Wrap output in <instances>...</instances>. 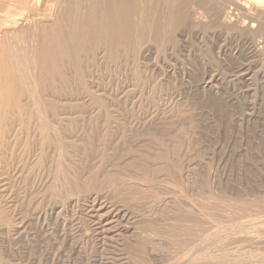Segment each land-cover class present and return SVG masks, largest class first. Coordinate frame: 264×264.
Segmentation results:
<instances>
[{"label": "rangeland", "instance_id": "374dc122", "mask_svg": "<svg viewBox=\"0 0 264 264\" xmlns=\"http://www.w3.org/2000/svg\"><path fill=\"white\" fill-rule=\"evenodd\" d=\"M33 1L0 0V20L32 22L0 42L24 61L57 34L66 52L38 89L15 66L0 264H264V21L226 25L231 0Z\"/></svg>", "mask_w": 264, "mask_h": 264}, {"label": "bare ground", "instance_id": "6f19581e", "mask_svg": "<svg viewBox=\"0 0 264 264\" xmlns=\"http://www.w3.org/2000/svg\"><path fill=\"white\" fill-rule=\"evenodd\" d=\"M94 1V0H93ZM104 1V0H103ZM130 1V0H129ZM136 1H138V0H136ZM143 0H141V2H142ZM144 1H146V0H144ZM148 1V0H147ZM150 2L151 1H153V0H149ZM166 1V0H165ZM171 1V0H170ZM173 1H175V0H173ZM202 1V0H201ZM206 1V0H205ZM77 2V1H76ZM98 2V1H97ZM102 2V1H101ZM108 1L106 0V3H107ZM112 2V1H111ZM115 2V1H114ZM131 2H133V1H131ZM162 2V1H161ZM164 2V1H163ZM167 2H168V0H167ZM31 3H34V4H38V6H39V10H37V9H35L36 10V12H34L35 14L37 13V11H39V12H41V7H42V5H43V3H45L44 5H46V7H48L49 8V11L50 12H52L53 10L55 11L57 8H60V6H58V5H60V3L57 1L56 2V0H48V1H46L45 2V0H34L33 2H31ZM94 3H96V2H94ZM109 3V2H108ZM119 3H120V7H119V9L121 8L122 9V11L124 10L123 8H125V7H127V2L125 1V0H121V1H119ZM136 4V2L134 1L132 4ZM143 3V2H142ZM97 4V3H96ZM103 4H104V2H103ZM102 4V6H104ZM113 4V3H112ZM115 4V3H114ZM131 4V5H132ZM138 4H139V1H138ZM168 4V3H167ZM166 4V5H167ZM194 4V3H193ZM212 4V3H211ZM210 4V5H211ZM229 4H231V5H234L237 9H238V11H239V13H233L232 11L231 12H227V11H222V15H223V19H224V21L223 22H225V24L226 25H228V26H230V27H233L234 28V30L235 29H238V30H245L246 32L248 31L249 33H252L253 35L254 34H256V32H257V34H259L258 33V31L260 30L261 31V29H260V27L262 26V23H263V21H264V0H231L230 2H229ZM107 5V4H106ZM106 5H105V8H106ZM175 5V4H174ZM197 5V4H196ZM213 5V4H212ZM217 5V4H216ZM28 6H30V5H28ZM95 6V5H94ZM108 7H109V5H107ZM116 6V5H115ZM137 6V5H136ZM146 6V7H145ZM145 6L143 5V7H145V10L143 9V7L141 8V6H140V8H141V10H144V12L145 11H147L146 10V8L148 9V7H147V4H145ZM163 6V5H162ZM92 7V6H91ZM101 7V6H100ZM108 7H107V9H108ZM110 7H111V5H110ZM130 7V6H129ZM210 7V6H209ZM212 7V6H211ZM215 8H216V6H214ZM9 8V7H8ZM98 8V7H97ZM128 8V7H127ZM149 8H150V6H149ZM207 8V7H206ZM214 8V9H215ZM230 8V7H229ZM46 9V8H45ZM111 9H113V7L111 8ZM197 9H199V8H197ZM231 9V8H230ZM14 10V9H13ZM58 10V9H57ZM56 10V11H57ZM128 10V9H127ZM136 10H137V8H136ZM135 10V12H137L138 10H140L139 8H138V10L136 11ZM140 10V12H143V11H141ZM151 10V9H150ZM155 9H153L152 10V12L154 11ZM163 10V9H162ZM167 10V9H166ZM191 10V9H190ZM210 10H212V9H210ZM236 10V9H235ZM46 11V10H45ZM103 11V10H102ZM171 11V10H170ZM189 11V10H188ZM197 11V10H196ZM208 11V10H207ZM8 12V11H7ZM11 13H7L8 14V16L7 17H5L4 19H2L1 18V20H0V33L2 34V35H4V36H8V35H12V34H16V33H18V32H26L27 30H30V26H31V17L29 18V17H27V15H25V12L23 13H20V11L19 12H17V10H16V12H12V10L10 11ZM42 12H44L43 10H42ZM115 12V11H114ZM125 12H126V8H125ZM134 12V11H133ZM140 12H139V15H140ZM149 11H147V13H148ZM164 12V11H163ZM237 12V11H236ZM6 13V12H5ZM27 13V12H26ZM54 13V12H53ZM56 13V12H55ZM128 13V12H127ZM146 13V14H147ZM150 13V12H149ZM192 13V12H191ZM197 13V12H196ZM202 14L203 12L201 11V12H199L198 11V14ZM210 13V12H209ZM219 13V12H218ZM221 13V12H220ZM4 14V13H3ZM145 14V15H146ZM152 14V13H151ZM214 14V13H213ZM36 15H38V13L36 14ZM45 15H46V13L44 14V16L43 17H45ZM92 15V14H91ZM113 15H114V13H113ZM138 15V16H139ZM203 15V14H202ZM201 15V16H202ZM47 16V15H46ZM53 17L55 16V15H52ZM51 16V17H52ZM57 16V15H56ZM129 16V15H128ZM137 16V15H136ZM136 16H134V18L136 17ZM141 16V15H140ZM34 17V16H33ZM142 17H144V13H143V16ZM207 17V16H206ZM219 17V16H218ZM46 18V17H45ZM153 18V17H152ZM198 18H200V17H197V19ZM203 18V17H202ZM48 19V18H47ZM56 19V18H55ZM113 19V18H112ZM138 19V18H137ZM141 19V17L138 19V20H140ZM154 19V18H153ZM164 19V18H163ZM197 19H195V21L197 20ZM207 19V18H206ZM33 20V19H32ZM41 20V19H40ZM58 20H60V19H58ZM101 20V19H100ZM114 20V19H113ZM129 20H130V18H129ZM137 20V21H138ZM200 21H202V19H199ZM209 20V19H208ZM46 21H48V20H46ZM56 21V20H55ZM94 21V20H93ZM136 21V22H137ZM142 21V20H141ZM140 21V22H141ZM157 21V20H156ZM166 21V20H165ZM44 22V21H43ZM132 22V21H131ZM145 22H147V21H145ZM150 22H151V20H150ZM153 22V21H152ZM158 22V21H157ZM157 22H155L156 24H157ZM160 22V21H159ZM111 22H109V24H110ZM139 23V22H138ZM211 23V22H210ZM47 24H48V22H47ZM51 24V23H50ZM52 24H53V22H52ZM102 24V23H101ZM139 24H142V22L141 23H139ZM151 24V23H150ZM220 24V23H219ZM106 25V24H105ZM152 25H154V24H152ZM54 27V26H53ZM91 27V26H90ZM139 27H142V26H139ZM150 27V26H149ZM220 27H221V25H220ZM55 28V27H54ZM143 28V27H142ZM151 28V27H150ZM149 28V29H150ZM222 28V27H221ZM229 28V27H228ZM81 29V28H80ZM88 29V28H87ZM93 29V28H92ZM144 29V28H143ZM152 29V28H151ZM230 29V28H229ZM109 30H111L110 28H109ZM227 30V29H226ZM262 30H263V28H262ZM50 31V30H49ZM83 31H85V30H83ZM103 31V30H102ZM149 30H147V32H148ZM264 31V30H263ZM108 32V31H107ZM115 32V31H114ZM113 32V33H114ZM144 32H145V30H144ZM232 32H233V29H232ZM238 32V31H237ZM79 33V32H78ZM135 33V32H134ZM227 33V32H226ZM0 34V35H1ZM114 34H116V32L114 33ZM136 34V33H135ZM152 34V33H151ZM244 34V33H243ZM261 34V33H260ZM264 34V33H263ZM51 35H52V33H51ZM50 35V36H51ZM57 35V34H56ZM56 35H54V37H51V39H50V41L48 42V43H46V44H44L43 45V48H42V50L39 52V53H35V57L32 59L31 58V56H32V53H29V55H27L25 58H24V61H22L21 60V56H15V57H13L12 56V54H13V52H12V54H11V52L9 51L10 49H7L6 47H5V45H4V42L2 43V42H0V137L2 138V139H5V138H8V136L11 134V131H12V127H13V125L15 124V120L16 119H14V118H12V117H10V114L8 113V112H6V109L8 108L9 109V101H10V99H9V97L11 96V97H13L15 100L14 101H16L18 104H19V102H21L20 100H21V97H20V95H21V92L19 91V85H20V82H19V76L17 75V72H16V69H15V66L17 65V64H21V63H25V62H33L34 63V65H33V67H31L32 68V76H33V80L35 81V89H38L39 88V86L42 84V82H43V79L44 78H46V77H52L53 75H55V73L56 74H58L57 73V70H58V68H57V66H53V65H55V64H52V63H55V61L56 60H58V58L60 57V55L62 54V52H63V54H64V52H66L65 51V46L61 43V38L60 37H58V36H56ZM86 35V34H85ZM84 35V36H85ZM109 35V34H108ZM49 36V37H50ZM59 36H61V35H59ZM83 36V35H82ZM87 36V35H86ZM110 37V36H109ZM245 37V36H244ZM250 37V36H249ZM258 37H260L259 35H258ZM8 38V37H7ZM73 38V37H72ZM81 38V37H80ZM112 38V37H111ZM136 39H137V37H135ZM156 38V37H155ZM227 38V37H226ZM251 38H253V37H251ZM9 39H11V37H9ZM45 39V38H44ZM257 38H255V40H256ZM254 40V39H253ZM47 41V40H46ZM45 41V42H46ZM78 41V40H77ZM84 41V40H83ZM93 41V40H92ZM137 41V40H136ZM8 42V41H7ZM9 42H10V40H9ZM14 42V41H13ZM15 43V42H14ZM140 43V42H139ZM40 44V43H39ZM65 44V43H64ZM14 45H16V44H14ZM25 45V44H24ZM82 45V44H81ZM59 47H60V49H59ZM63 47H64V49H63ZM11 48V47H10ZM12 48H14V47H12ZM18 48V47H17ZM37 48V47H36ZM35 48V49H36ZM62 48V49H61ZM82 48H83V46H82ZM67 49V48H66ZM221 49V48H220ZM13 50V49H12ZM15 50V49H14ZM18 50V49H17ZM30 50V49H29ZM35 51V50H34ZM16 52V51H15ZM36 52V51H35ZM264 52V51H263ZM22 53V52H21ZM84 53V52H83ZM19 55V53H15V55ZM25 54V53H24ZM23 53H22V55H24ZM66 55V54H65ZM69 55V54H68ZM71 55V54H70ZM81 56V55H80ZM66 58V57H65ZM69 58V57H68ZM77 58V57H76ZM262 58V57H261ZM63 59V58H62ZM80 61V60H79ZM257 62V61H256ZM38 63H40V64H38ZM262 63V62H261ZM25 65V64H24ZM25 68V67H24ZM62 68V67H61ZM68 68V67H67ZM20 69V68H19ZM18 69V70H19ZM28 69V68H27ZM30 71H31V69H30ZM29 71V72H30ZM65 72V71H64ZM264 72V71H263ZM27 74V73H26ZM31 74V73H30ZM22 75V74H21ZM57 76H59V75H57ZM28 77V76H27ZM26 77V79H28ZM64 77V76H63ZM54 78V77H53ZM57 78H60V76L59 77H57ZM24 80V79H23ZM29 80V79H28ZM27 80V81H28ZM54 80V79H53ZM59 79H57L56 81H53V83L54 82H57ZM61 80H63L64 81V78L63 79H61ZM67 80V79H66ZM52 81V80H51ZM63 81H61L62 83H63ZM58 82H60V80L58 81ZM28 83H30V81L28 82ZM51 83V82H50ZM34 84V83H33ZM47 84V83H46ZM47 85H49V84H47ZM54 86H57V85H55V84H53ZM31 86V85H30ZM46 86V85H45ZM51 86V85H50ZM50 86H49V88H50ZM46 87H48V86H46ZM58 87V86H57ZM27 88V87H26ZM44 89V88H43ZM33 90V89H32ZM52 90V89H51ZM44 91H46V90H44ZM47 91H48V88H47ZM58 92V91H57ZM29 93V92H28ZM27 93V94H28ZM37 93V92H36ZM51 93V92H50ZM26 94V95H27ZM46 94V93H45ZM33 95V94H32ZM30 96V95H29ZM26 97V96H25ZM24 97V98H25ZM28 98V97H27ZM47 98H48V96H47ZM49 98H50V96H49ZM55 99H56V97H55ZM38 100V99H37ZM54 100V99H53ZM13 101V102H14ZM26 101L27 100H25V104H26ZM31 101V100H30ZM58 101V100H57ZM12 103V102H11ZM29 103V102H28ZM43 103V102H42ZM49 103H51L50 101H49ZM27 105V104H26ZM11 106H13V105H11ZM33 107V106H32ZM45 107V106H44ZM11 108V107H10ZM53 108V107H52ZM21 110H22V108H20ZM11 110V109H10ZM15 110V109H14ZM27 110V109H26ZM18 111H20V110H18ZM39 111V110H38ZM13 112V111H12ZM9 115H8V114ZM52 113V112H51ZM17 114V113H16ZM28 115H29V112L27 113ZM44 114V113H43ZM48 114H50L49 112H48ZM59 114V113H58ZM12 115H14L15 116V114H13L12 113ZM24 115H26V114H24ZM51 116H53L52 114H50ZM21 116V115H20ZM43 116V115H42ZM47 116V115H46ZM50 116V117H51ZM18 117V116H17ZM25 117V116H24ZM49 117V116H48ZM16 118V117H15ZM52 118V117H51ZM50 118V119H51ZM53 118H55V117H53ZM66 118V117H65ZM45 119V118H44ZM46 120V119H45ZM52 120H54V119H51V121ZM17 121V120H16ZM50 121V122H51ZM55 121V120H54ZM57 121V120H56ZM59 121V120H58ZM55 122L57 125H59V122ZM36 122H37V120H36ZM67 122V121H66ZM24 123H26V122H24ZM33 123H34V121H33ZM16 124H18V121H17V123ZM20 125V124H19ZM36 125V124H35ZM54 125V124H53ZM69 125V124H68ZM18 126V125H17ZM16 126V127H17ZM21 126V125H20ZM41 126H43V125H41ZM56 126V125H55ZM62 126H63V124H62ZM19 127V126H18ZM25 127V126H24ZM64 128L66 127V126H63ZM71 127V126H70ZM23 128V127H22ZM21 128V129H22ZM48 128V127H47ZM51 128H53V127H51ZM55 128V127H54ZM59 128H61V127H59ZM16 129V128H15ZM32 129V128H31ZM42 129L44 130V128L42 127ZM70 129V128H69ZM24 130V129H23ZM35 130V129H34ZM42 130V131H43ZM46 130V129H45ZM44 130V131H45ZM51 130V129H50ZM53 130V129H52ZM57 130H58V128H57ZM57 130H56V132H57ZM60 130V129H59ZM14 131H16V130H14ZM22 131V130H21ZM26 131L28 132L29 130L28 129H26ZM61 131H63L62 129H61ZM65 131V130H64ZM68 131V130H67ZM39 132V131H38ZM52 132V131H51ZM69 132V131H68ZM15 133V132H14ZM40 133V132H39ZM63 133V132H62ZM20 134L21 133H19V136H20ZM38 134V133H37ZM25 136V135H24ZM32 136V135H31ZM40 136H41V134H40ZM53 136V135H52ZM33 137V136H32ZM39 137V136H38ZM47 137V136H46ZM54 137V136H53ZM9 138H10V136H9ZM12 138H13V135H12ZM11 138V139H12ZM22 138V137H21ZM26 138V137H25ZM19 139V138H18ZM24 139V138H23ZM61 139V138H60ZM67 140H69L68 138H66ZM41 140V139H40ZM53 140H55V139H53ZM7 141V140H6ZM10 141V140H9ZM15 141H16V139H15ZM19 141V140H18ZM25 141V140H24ZM24 141L22 142V144L24 145ZM43 141V140H42ZM50 141V140H49ZM56 141V140H55ZM52 144H53V142L52 141H50ZM57 142V141H56ZM8 143V142H7ZM11 143V142H10ZM17 143V142H16ZM55 143V142H54ZM66 142H64V144H65ZM12 145H14V143L12 142L11 143ZM20 144V146L19 147H22L21 146V143H19ZM69 144V143H68ZM2 144V142H1V145H0V147H2L3 148V146H5V145H3ZM7 145V144H6ZM48 145V144H47ZM66 145V144H65ZM10 146V145H9ZM45 146V145H44ZM13 147V146H12ZM59 147V146H58ZM62 147V146H61ZM56 148V147H55ZM54 148V149H55ZM71 148V147H70ZM3 149H5V147L3 148ZM16 149V148H15ZM17 149H18V146H17ZM16 149V150H17ZM27 149V148H26ZM47 149H49V147H47ZM63 149V148H62ZM19 150V152L18 153H20V148L18 149ZM22 150V149H21ZM34 150H36V149H34ZM43 150V149H42ZM67 150V149H66ZM30 152V151H29ZM37 152V151H36ZM36 152H34V153H36ZM58 152V151H57ZM15 153V152H14ZM23 153V152H22ZM33 153V152H32ZM42 153V152H41ZM63 153V152H62ZM24 154V153H23ZM38 154V152L36 153V155ZM45 154H46V152H45ZM48 154V153H47ZM17 155V154H16ZM36 155H33V156H36ZM40 155V154H39ZM38 155V156H39ZM63 155V154H62ZM27 156H29V155H27ZM42 156V155H41ZM51 156V155H50ZM13 157V156H12ZM22 157V156H21ZM44 157V156H43ZM62 157V156H61ZM65 157V156H64ZM7 158V157H6ZM33 158V157H32ZM52 158V157H51ZM50 158V159H51ZM19 159V158H18ZM17 159V160H18ZM37 159H38V157H37ZM36 159V160H37ZM47 159V158H46ZM53 159V158H52ZM20 160V159H19ZM69 160V159H68ZM68 160H67V162H68ZM3 161V160H2ZM22 161V160H21ZM25 162L27 161V160H24ZM34 161V160H33ZM51 161V160H50ZM6 162V161H5ZM8 162H9V159H8ZM37 162V161H36ZM44 162V161H43ZM46 162V161H45ZM2 163H4V162H2ZM9 163H13V161H11V162H9ZM18 163H19V161H18ZM35 163V162H34ZM55 163V162H54ZM71 163V162H70ZM1 164V163H0ZM20 164V163H19ZM23 164V163H22ZM26 164V163H25ZM33 164V163H32ZM74 164V163H73ZM8 165V164H7ZM2 166H4V165H2ZM1 166V167H2ZM12 166H13V164H12ZM29 166H31V165H29ZM5 167V166H4ZM22 167V166H21ZM34 167V166H33ZM13 167H11V169H12ZM19 168H20V166H19ZM23 168V167H22ZM28 168V167H27ZM43 168V167H42ZM4 169H7V167L6 168H3V170ZM14 169H15V167H14ZM32 169V168H31ZM9 170H10V168H9ZM9 170H7L8 171V173H9ZM13 170V169H12ZM67 170V169H66ZM2 172H5V171H2ZM14 172H15V170H14ZM8 173L6 174V175H8ZM11 173V172H10ZM29 173V172H28ZM27 173V174H28ZM19 174V173H18ZM20 175V174H19ZM26 176V175H25ZM21 177V176H20ZM11 178V177H10ZM15 178V177H14ZM23 180V179H22ZM9 181V180H8ZM11 181V180H10ZM66 184V183H65ZM8 186H9V184H8ZM26 187V186H25ZM2 189V188H1ZM69 190V189H68ZM3 192H4V190H3ZM5 192H8V191H6V188H5ZM1 195V194H0ZM8 195V194H7ZM3 197V196H2ZM0 198H1V196H0ZM12 198V197H11ZM5 199V198H4ZM7 201V200H6ZM3 202V201H2ZM1 203V202H0ZM4 203H6V202H4ZM9 203V202H8ZM1 206V205H0ZM2 207V206H1ZM5 207V206H4ZM3 207V208H4ZM10 209V208H9ZM22 209V208H21ZM1 212V211H0ZM7 212H9V210L7 211ZM11 212V211H10ZM3 213V212H2ZM6 213V212H5ZM7 217V216H6ZM3 219V218H2ZM226 233V232H225ZM233 235V234H232ZM223 246V245H222ZM153 248V247H152ZM213 248V247H212ZM220 249H221V247H220ZM218 253V252H217ZM217 253H216V255H217ZM209 261V260H208ZM217 261H218V259H217ZM222 261V260H221ZM224 262V261H223ZM232 262V261H231ZM182 263V262H181ZM212 263V262H211Z\"/></svg>", "mask_w": 264, "mask_h": 264}]
</instances>
